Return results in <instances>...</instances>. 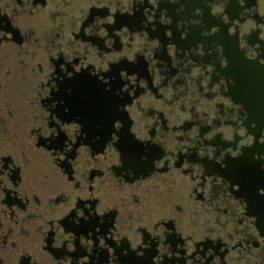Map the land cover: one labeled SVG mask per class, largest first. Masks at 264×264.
I'll return each mask as SVG.
<instances>
[{
    "label": "flooded vegetation",
    "instance_id": "1",
    "mask_svg": "<svg viewBox=\"0 0 264 264\" xmlns=\"http://www.w3.org/2000/svg\"><path fill=\"white\" fill-rule=\"evenodd\" d=\"M92 3L0 0V33L6 38L0 45V150L11 153L5 157V170L14 185L12 190L5 189L6 201H0L3 264H264V197L257 192L264 186V137L249 139L239 131L229 139L223 133L225 125L236 130L246 125L255 96L253 85L264 88V64L260 63L264 60V0H134L118 15V21H129L130 30L125 34L116 31L117 26H108L107 37H88L82 31L85 24L97 21L88 17ZM79 7L86 15L78 21L73 12ZM223 8L228 13L223 14ZM167 28L172 29V37L167 36ZM134 32L143 36L141 41ZM156 35L165 45L152 44L150 39ZM170 39L179 45L177 56L168 52ZM61 50L69 58H79L77 67L89 65L83 77L69 79L57 67L68 64ZM110 57H118V65L107 74L116 76L113 92L105 94L103 85L92 83L95 77L88 73L102 65L111 67ZM204 60L215 65L213 74L222 85L221 92L243 102L234 106L229 98L216 97L214 125L195 108L190 96L191 92L208 99L218 95L214 89H204L203 74L193 79L188 73L193 61ZM118 68L122 72L128 68V75L138 82L128 87L130 94L139 92V98L128 105L135 119L132 127L167 153L168 171L137 175L127 162L123 166L119 149H110V157L97 151L102 137L93 141L95 148L87 145L80 167L72 165L75 157L53 162L51 149L44 143L48 138L35 128L43 121L33 113H47L46 101L67 96L73 111H80L88 121L89 142L93 134H106L108 113L130 100L126 93L115 95L122 83ZM247 68L253 69V77L247 75ZM68 69L72 70L71 64ZM224 73L229 75L230 88ZM42 80L51 83L41 87ZM144 84L146 91L140 87ZM68 87L73 88L71 95ZM81 93L87 94V105H81ZM60 111L64 115L62 107ZM96 122L100 128L94 127ZM212 126L221 128L209 140L206 131ZM181 134L184 139L178 138ZM229 149L242 155L234 158ZM24 153L30 164L24 163ZM223 160L230 168L221 167ZM71 166L81 177L82 188L67 179ZM207 170L220 172L228 180L215 178L208 193L204 188ZM43 172L50 178L41 183ZM228 177L233 182L242 180V189L236 191ZM69 202L76 204L78 212L61 223ZM207 211L214 213L212 219L206 218ZM161 217L157 228L153 221ZM65 223L73 229L71 235ZM65 236L69 238L64 244Z\"/></svg>",
    "mask_w": 264,
    "mask_h": 264
},
{
    "label": "snow or ice",
    "instance_id": "2",
    "mask_svg": "<svg viewBox=\"0 0 264 264\" xmlns=\"http://www.w3.org/2000/svg\"><path fill=\"white\" fill-rule=\"evenodd\" d=\"M92 7L100 8V7H106V5H97L95 3V0H93ZM86 21V20H85ZM116 21L112 20L110 17L107 20H97L95 24L88 23L85 24L86 27L82 30L83 32L87 33L86 36L92 37L97 35H102L104 37H107L108 33L103 31L104 27H108L109 25L115 24ZM90 25V26H88ZM264 27V25H262ZM109 28V27H108ZM99 29V32L97 31ZM215 31V29H213ZM171 35V33H169ZM6 38L2 33H0V45L3 44V41ZM91 40V39H88ZM74 42V41H73ZM104 42V41H103ZM62 54L65 55V57L68 59L67 67L65 68L62 64H58L57 67L61 69L65 76L69 79H76L77 76H84V70L88 69V64H81L80 67H77L76 64L80 63L79 58L72 59L67 57L66 53ZM52 55H55L53 53ZM103 55V54H101ZM121 55H126L125 53H121ZM112 60V66L108 67L107 65H102L100 68H97L96 71L90 70L88 73L89 77H95V81H92V83H96L97 81L100 82L103 85V92L105 94H110L113 92L112 87V81L116 79V76L107 75L108 73L113 72V65H118L116 63L117 58H109ZM260 63L264 64V60H261ZM71 64L72 70L69 71L68 65ZM41 70H43V64L40 65ZM102 69V70H101ZM117 74L119 79L122 81V83L119 85V87L115 90V95L122 96L123 94H127V96L130 98V100L126 102H121L115 105V107L108 113L106 118V125H107V132L106 134L103 133H96L93 134L91 137V142H89V132L85 131L86 124L88 121L84 118L83 114L80 111H73V105L69 103L67 96L54 99V102H47V108L49 111L47 113L43 112H34L33 115L35 117H39L43 123L35 125L36 130L42 135L46 136L48 139L44 142L47 144V147L51 149V153L49 155L51 156V159L53 162H62L66 160V156L68 157H75L72 161V165H75V167H80V158L82 155H84L87 145L92 144V147H94L95 143L93 142L95 139H100L102 137L101 141V147L97 151L104 152V155L106 157L111 156L110 149L114 152L115 149H119V152L117 155L120 157V161H122L123 166L125 167L126 162L130 165L127 168H131L135 170V173L137 175L141 174V172L147 173L148 170L153 171H168L170 170L171 166V160L169 159L167 153L160 152L156 144L152 141L151 137H148L147 139L138 136L136 134L137 129L132 127V124L135 123V119L132 117V109L128 107V105L132 104L134 100L139 98V92L135 94H130L128 91L129 85H137L138 82L135 80L134 76H129L128 72L129 69L127 68L126 72L120 71V68L117 70ZM132 73H135L136 71H131ZM58 75V74H57ZM105 77H109V79H105ZM59 80H64V76H59ZM58 82V81H57ZM150 81L149 83H151ZM51 83L50 80H42L41 81V87H43L44 84ZM142 91H146L148 88L147 84L140 85ZM39 91V89H38ZM56 92L60 91L59 88L55 89ZM66 92L68 95H71L73 93V88L68 87L66 89ZM49 97H52V93L47 94ZM80 102L81 105H87L88 97L86 93L80 94ZM64 115L61 114V109ZM140 107H143V100L140 99ZM190 119V117L188 118ZM254 127V125H252ZM94 127L100 128L101 124L99 122H96L94 124ZM69 129H71V132H69ZM155 130V128H153ZM155 132V131H154ZM206 132H208V139L211 140V137L215 135V133L211 132L210 129H208ZM194 135H197L194 133ZM179 139H184V136L181 134ZM53 141L56 143L54 144ZM0 148H2V141H0ZM21 151L23 153V146L21 148ZM231 153V150H228ZM61 153H64L62 155ZM72 154V155H70ZM201 155H204V152H201ZM237 155L236 153H231V156L236 158L241 156ZM11 156L10 152L2 151L0 150V201H6L8 193L5 191V189L12 190L14 185L9 182L8 174L6 172L5 167V157ZM219 156V155H218ZM22 159L24 160L25 164H30L31 160L27 156L26 153L23 154ZM120 161H117L119 163ZM182 163V162H181ZM17 168H20L19 161H16ZM221 167L227 168L228 165L225 160L221 161ZM183 168L187 171H192L191 167L187 164H183ZM46 178H50V174L48 172H43L41 176V183L45 181ZM195 179V176L192 177ZM229 180L232 181V187L236 191H240L242 189L243 181L239 178H236L235 182H233L232 177H228ZM70 182H72L76 188H82V180L81 177L76 174L75 168L71 166V172H69L68 178ZM18 190V189H17ZM93 191H95V188L93 187ZM257 192L260 196L264 197V186H259L257 188ZM93 201H95V204L99 203V197H93ZM95 211L97 213L103 214L99 208H96ZM78 212L76 204L70 203L68 208L65 210V212L62 214L63 219H61V223H64L65 219L68 220L71 219V217ZM79 215L81 217L84 216L83 212H79ZM255 216V215H254ZM30 218V217H29ZM163 217L160 219H157L153 221L155 227H160V220H162ZM66 227L68 225L65 223ZM69 228V227H68ZM73 229L69 228V235H71V231ZM63 231V229H61ZM68 236H65L63 238L64 244L68 240ZM63 244V245H64ZM135 248V245L132 246ZM0 264H3L2 259H0Z\"/></svg>",
    "mask_w": 264,
    "mask_h": 264
},
{
    "label": "water",
    "instance_id": "3",
    "mask_svg": "<svg viewBox=\"0 0 264 264\" xmlns=\"http://www.w3.org/2000/svg\"><path fill=\"white\" fill-rule=\"evenodd\" d=\"M134 0H101L98 5H106V7H100V8H90L88 11V17L89 18H95L96 20H107L109 17L116 21L115 24L109 25L115 28L116 26L118 29L116 31L119 32H128L130 30V24L129 21L123 20L122 22L118 21V15H123L124 13H121L120 9H123L124 7H128L130 4L133 3ZM80 5L83 7L84 4L80 3ZM82 7L76 8L73 12V15L76 17V20L84 19L85 13L83 14ZM224 12L223 14L228 13L227 8H223ZM104 11H107V13H103ZM105 32H108L106 27ZM114 29V30H115ZM171 33V35H169ZM126 34V33H125ZM135 37L141 41L143 36H140L138 32H134ZM166 34L167 36L172 37L173 36V31L171 28L166 29ZM109 36V35H108ZM150 41L152 44L156 45H161L164 44L163 40L160 38V36L156 35L154 37H151ZM201 46H203L202 42H199ZM165 45V44H164ZM166 46L168 49L169 54H173L174 56H177V51L180 49L179 45L177 42H175L174 39H170L168 42H166ZM215 69V65L209 61H193L192 68L189 70V75L194 79L198 77L200 74H203L202 82L201 84L203 85L204 89H214L215 92L218 95H215L213 98H205V97H198L195 95L194 92L190 93L191 98L193 99L192 103L195 104V108L206 118L209 119V121L214 125L215 123V118L217 116V99L216 97H222L224 99H228L231 104L234 106H242V100L237 99L235 96L228 97V95H225L221 92L222 90V85L220 84L219 81H215V76L213 74V71ZM246 70L247 75L251 78L254 76V71H252V68H247ZM222 75V74H220ZM225 77L223 76V79L226 82V87L230 88L229 84V75L224 73ZM238 87V83H237ZM254 88V100L252 101V108L249 109L247 113V123L246 125L240 127V129H234V127H228L224 126L223 128L225 131V135L229 137V139H233L235 137V133L242 131L244 132L245 136L250 138H257V137H264V88L258 87L256 84L253 85ZM194 90V87H193ZM254 125V127L252 126ZM211 132L215 130H219L221 126H212ZM224 179L228 180L222 173L220 172H211L207 170V173L205 175L204 179V188L206 191L209 193L212 189V182L214 179ZM205 216L207 219H212L213 218V212L212 211H207L205 212Z\"/></svg>",
    "mask_w": 264,
    "mask_h": 264
},
{
    "label": "bare ground",
    "instance_id": "4",
    "mask_svg": "<svg viewBox=\"0 0 264 264\" xmlns=\"http://www.w3.org/2000/svg\"><path fill=\"white\" fill-rule=\"evenodd\" d=\"M254 64V63H253ZM65 85V84H64ZM216 142V141H215ZM159 150V149H158ZM215 163V162H214ZM232 163V162H231ZM208 166V165H207ZM229 166V165H228ZM238 166V165H237ZM215 168L217 169V167L215 166ZM229 168H230V166H229ZM118 170H120V169H118ZM235 170V169H234ZM233 172V171H232ZM229 174V173H228ZM250 212V211H249ZM259 223H261V222H259Z\"/></svg>",
    "mask_w": 264,
    "mask_h": 264
}]
</instances>
